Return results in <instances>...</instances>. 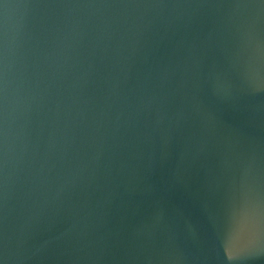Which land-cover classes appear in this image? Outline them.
<instances>
[{"label": "water", "instance_id": "95a60500", "mask_svg": "<svg viewBox=\"0 0 264 264\" xmlns=\"http://www.w3.org/2000/svg\"><path fill=\"white\" fill-rule=\"evenodd\" d=\"M0 264H264V0H0Z\"/></svg>", "mask_w": 264, "mask_h": 264}]
</instances>
